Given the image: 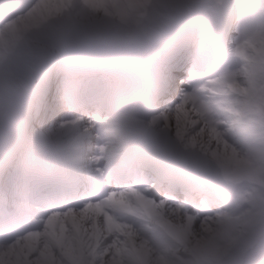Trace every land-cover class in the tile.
I'll return each mask as SVG.
<instances>
[{"label":"snow or ice","instance_id":"obj_1","mask_svg":"<svg viewBox=\"0 0 264 264\" xmlns=\"http://www.w3.org/2000/svg\"><path fill=\"white\" fill-rule=\"evenodd\" d=\"M169 7L181 14L195 9L205 21L229 15L226 0H175ZM257 10L264 16V0H258ZM83 15L71 0H9L7 13H0V264H264V195L237 215L229 211L224 187L213 198L196 199L191 182L176 179L162 165L136 173L112 163L122 151L117 132L135 122L169 154H190L202 172L221 169L225 184L234 179L226 162L236 153L224 140L231 129L218 123L209 107L198 112L203 126L188 116L170 127L169 114L183 111L192 79L178 62H160V107L147 122L137 119L139 106L125 95L109 100L95 91L81 94L66 77L57 89L67 109L58 125L32 134L12 126L18 117L11 103L5 110V88L24 89L34 99L47 98L52 89L51 72L35 73L22 46L44 59L54 49L60 57L54 71L101 70L86 59L74 62L77 55L87 58L94 36L79 23ZM182 32L178 48L196 40L205 46L206 37L194 28ZM235 32L239 35L231 36L230 26L222 24L215 47L234 44L227 51H238L240 37L264 46V19L242 17ZM168 36L164 32L152 42L155 53ZM23 124L30 127L29 120ZM189 124L196 134H188ZM205 130L207 145L197 139ZM85 152L93 153L87 165ZM128 216L135 220L128 222ZM180 249L183 260L175 259Z\"/></svg>","mask_w":264,"mask_h":264},{"label":"bare ground","instance_id":"obj_2","mask_svg":"<svg viewBox=\"0 0 264 264\" xmlns=\"http://www.w3.org/2000/svg\"><path fill=\"white\" fill-rule=\"evenodd\" d=\"M71 3L81 6L78 11H82L84 15L79 17V23L90 28L94 32L93 40L100 42L110 36L113 38L117 37L121 32L130 39H136L144 18L151 13L157 20H162L174 11L169 6L175 3V0H71ZM4 4H9V0H0V12L4 9ZM209 20L212 23V19ZM254 20L258 21L259 19ZM117 25L119 30L113 31V28ZM236 35L239 34L236 33ZM165 39L161 40L160 47ZM192 42L186 43L184 44L185 47L179 48L177 44H172L173 53L171 55L175 53L181 57ZM228 47H235V45L229 44L226 49ZM238 51L245 54L249 75L246 76L244 74L241 63L235 62L231 71L213 76L216 78V82L212 80L204 81L202 87H198L194 91L189 88L188 99L184 102L183 111L171 113L169 116L171 119L170 127L173 130L177 122H182L188 116L192 120L200 121L203 126L204 122L198 115L201 107L207 106L209 101L210 109H216L218 113L215 102L223 105L222 113L218 115H215L214 112L212 113L213 118L218 123L227 125L236 132L235 134L230 132L224 137V140L229 145V152L234 151L236 153L233 159L226 162L234 176V179L228 183L234 187L232 194L229 196L231 201L229 211L242 215L250 206L251 201H258L264 195V46L254 43L246 37H240V48ZM224 55H226L225 52ZM149 85L150 82L147 79L135 86L139 87V91L128 100L130 105L136 104L139 106L137 119L144 122L151 120L153 115L158 114L157 111L147 112L142 111V108H140L146 99L148 91L150 92ZM237 98L238 100L241 99L244 105L233 109L232 112H228L227 108L237 104ZM247 99L250 102L246 103L244 101ZM224 121H228V123L226 124ZM143 127L144 125L142 124L129 122L122 130L124 138L143 142L157 140L154 136L144 134ZM188 134H196L194 126L191 124L188 125ZM241 134H243L244 138L241 137ZM197 139L207 145L210 141L207 130L202 135H197ZM212 146L215 147V141H212ZM177 157L182 160H191L190 154H177ZM196 158L203 159L202 156H197ZM181 169L197 178L203 176L224 181L223 171L215 167L208 172H202L198 168H196V171ZM125 219L128 222H132L135 217L128 216ZM172 219L173 223H177L174 217ZM181 251L182 249L176 252L175 259H185L181 255Z\"/></svg>","mask_w":264,"mask_h":264},{"label":"clouds","instance_id":"obj_3","mask_svg":"<svg viewBox=\"0 0 264 264\" xmlns=\"http://www.w3.org/2000/svg\"><path fill=\"white\" fill-rule=\"evenodd\" d=\"M229 15L226 18L212 19V26L208 27L195 9L185 13L171 12L168 16L175 17L174 20L163 18L157 20L151 13L141 22L136 39H130L123 32L117 37H109L107 42L98 43L95 40L89 41L87 58L79 55L74 57L75 63L86 62L100 65L98 71H74L64 73L52 70L53 64L60 62L59 54L54 49H49L47 59L42 58L39 51L34 48L22 46L21 54L31 62L32 70L38 74L51 72L52 89L45 99L32 98L29 91L20 89L17 92H10L5 88V110L11 103L17 112V121L12 125L22 134L27 132H46L50 127L60 123L64 112L67 110L65 101L61 98L57 89L62 81L68 77L75 81L81 94L88 91H95L104 95L109 100H115L125 95L129 89L143 83L153 75L159 66L160 58L164 55L167 45L183 34L185 26L194 28L202 33L206 39L214 42L220 26L228 25L231 28V36H235V29L242 17H249L254 9H257V0H226ZM76 5V9H80ZM257 19H264L258 16ZM119 26H115L113 31H118ZM164 32L169 33V39L160 47L159 53H155L152 42L158 40ZM186 59L182 65L185 78L192 75L193 64L188 53L183 54ZM161 98L160 103H162ZM30 105V112H25L23 106ZM29 120L30 127H24L23 121ZM9 121L5 119V135L9 131ZM117 142L120 137L117 136ZM38 150V149H37ZM141 151L145 153L141 159L127 160L123 151L119 152L112 161L115 165H123L126 169H131L136 173L141 171L150 172L152 167L167 165L173 168H184L188 171H196L195 163L192 160H182L177 155L169 154L164 150L161 140L145 141L141 146ZM93 153L85 152L82 163L87 165L88 158Z\"/></svg>","mask_w":264,"mask_h":264},{"label":"rangeland","instance_id":"obj_4","mask_svg":"<svg viewBox=\"0 0 264 264\" xmlns=\"http://www.w3.org/2000/svg\"><path fill=\"white\" fill-rule=\"evenodd\" d=\"M106 40H108V39H106V38H104V39H102V41H100V42H98V43H105V42H107ZM97 42V41H96ZM246 103L247 102H250V100L249 99H247V100H244ZM239 106H237V108H238Z\"/></svg>","mask_w":264,"mask_h":264}]
</instances>
